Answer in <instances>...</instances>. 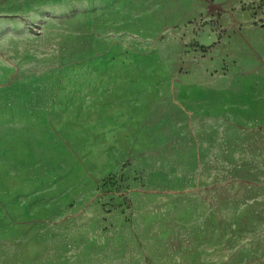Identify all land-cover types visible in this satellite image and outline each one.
<instances>
[{
  "label": "crops",
  "instance_id": "crops-1",
  "mask_svg": "<svg viewBox=\"0 0 264 264\" xmlns=\"http://www.w3.org/2000/svg\"><path fill=\"white\" fill-rule=\"evenodd\" d=\"M251 1L258 0H79L59 7L63 49L71 23L89 44L79 60L108 54L106 60L120 63L100 68L109 77L81 95L87 114L68 130L79 138L126 140L117 144L126 158L110 169L119 171L111 180L120 190L113 189V203L83 212L70 230L80 264H162L159 253L175 250L181 238L158 224L174 208V195L162 194L166 187L187 177L197 184V172L261 148L264 26L243 4ZM45 38L48 52L56 48ZM49 70L61 76L58 91L64 69ZM45 82L48 94L53 83ZM46 130L54 135L48 121ZM96 176L98 182L103 175ZM188 199L196 214V198Z\"/></svg>",
  "mask_w": 264,
  "mask_h": 264
},
{
  "label": "rangeland",
  "instance_id": "rangeland-1",
  "mask_svg": "<svg viewBox=\"0 0 264 264\" xmlns=\"http://www.w3.org/2000/svg\"><path fill=\"white\" fill-rule=\"evenodd\" d=\"M75 1L0 0V264H80L71 253L77 243L70 236L73 223L83 212L107 210L113 189L120 191L111 181L119 171L110 169L126 158L117 151L126 140L68 133L87 114L81 95L109 77L100 68L120 66L106 60L108 54L79 60L89 44L71 23L63 49L58 9ZM46 36L56 46L49 52ZM54 66L65 72L66 84L58 91L61 76L46 71ZM46 78L53 83L48 94ZM67 117L73 122H65ZM47 121L67 138L46 130ZM254 151L243 160L231 154L229 164L197 172V184L187 177L161 189L174 195V208L159 227L181 237L175 250L170 245L159 253L162 264H264V141ZM97 174L103 175L98 182ZM190 196L196 198V214H190Z\"/></svg>",
  "mask_w": 264,
  "mask_h": 264
},
{
  "label": "built area",
  "instance_id": "built-area-1",
  "mask_svg": "<svg viewBox=\"0 0 264 264\" xmlns=\"http://www.w3.org/2000/svg\"><path fill=\"white\" fill-rule=\"evenodd\" d=\"M247 7L252 12L254 22L257 23V24H262L263 25L264 24V18H263L262 12H264V2H260L259 5H250V6H247Z\"/></svg>",
  "mask_w": 264,
  "mask_h": 264
}]
</instances>
